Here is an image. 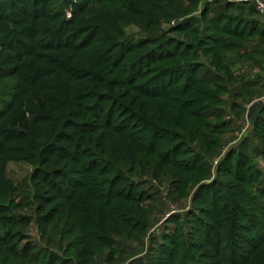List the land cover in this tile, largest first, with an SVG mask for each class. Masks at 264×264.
Segmentation results:
<instances>
[{"label": "trees", "instance_id": "obj_1", "mask_svg": "<svg viewBox=\"0 0 264 264\" xmlns=\"http://www.w3.org/2000/svg\"><path fill=\"white\" fill-rule=\"evenodd\" d=\"M252 65V4L0 0V264H264V106L225 140L264 89ZM137 174L188 208L151 230L166 203Z\"/></svg>", "mask_w": 264, "mask_h": 264}, {"label": "rangeland", "instance_id": "obj_2", "mask_svg": "<svg viewBox=\"0 0 264 264\" xmlns=\"http://www.w3.org/2000/svg\"><path fill=\"white\" fill-rule=\"evenodd\" d=\"M162 27L164 29L166 28L165 25ZM125 30H126L128 35H135L138 31L134 26H131V25L127 26L125 28ZM233 67L235 68V71L237 73H244L245 75H247L246 72L249 71V69L247 67H245L242 62H240L238 64L235 63V66H233ZM252 67L253 68L251 69V73H250L251 76H253L254 73H257V72L260 74H263L264 69L259 70L258 67H254L253 65H252ZM262 77H263V75H262ZM253 91L255 92V96L251 102H253L257 99H263L262 96L264 95V89L260 91V89L258 88V89H255ZM224 102L225 103L228 102L227 96H225ZM250 103L248 104V102H247L244 104V107L246 110H247V107L250 105ZM230 117H232V114L227 113L226 119H229ZM246 124H247V120H246V118H244V122H243V124L239 130L237 129L234 131H229V133L225 136V140H227L226 145H228L229 143H230L229 145H234V144L238 143L247 134L248 128L245 130V132L241 133V130L246 127ZM230 126L234 127L233 122L231 123ZM257 162H258V167L262 171H264V159L262 157H258ZM30 170H31L30 166H28L25 163H21V162H19V163L11 162L8 164V167H7L8 176L11 177L14 181H16L18 183L16 187L18 189L20 188L19 191L22 189L21 192L17 193L16 200L18 202L23 201L25 204L27 203V199L25 198L24 193H23V190L25 189V184L23 185V183L25 182V180L28 179V175L30 173ZM136 177H137L138 181H145L150 187L154 188L155 192L158 194V197L160 196V198H161V199L159 198L160 202L162 203V201L163 202L165 201V203H166L165 206H164V204L161 205V210L156 211V213H155V224L151 230H154L158 225L165 222L171 214L180 213L186 209L187 205L183 204V202H181L180 200H173L172 199L173 200L172 201L169 198V196H168L169 185L167 183H165L163 181L150 180L148 175L137 174ZM165 190L167 191V194L164 196ZM26 205H22L24 208L21 206L20 209L21 210L27 209ZM27 231L32 236L36 235V228L33 224L28 226Z\"/></svg>", "mask_w": 264, "mask_h": 264}, {"label": "built area", "instance_id": "obj_3", "mask_svg": "<svg viewBox=\"0 0 264 264\" xmlns=\"http://www.w3.org/2000/svg\"><path fill=\"white\" fill-rule=\"evenodd\" d=\"M209 1H212V0H209ZM216 1H219V2H222V3L228 2V3H233V4H252L256 14L260 17L262 23L264 24V0H216ZM262 75H263V79H264V71H263ZM262 98H263L262 100L264 101V95L262 96ZM247 128H249L248 121H247L246 127L241 130V133L245 132V130ZM216 164H217V161L214 160L213 161V165H216ZM14 182H15V184L17 183L16 181H14ZM166 194H167V191L165 190L164 191V196ZM187 208H188V206H186V209Z\"/></svg>", "mask_w": 264, "mask_h": 264}, {"label": "water", "instance_id": "obj_4", "mask_svg": "<svg viewBox=\"0 0 264 264\" xmlns=\"http://www.w3.org/2000/svg\"><path fill=\"white\" fill-rule=\"evenodd\" d=\"M263 106H264V101L262 99H257L251 102L250 105L247 107L246 119L251 126L255 123L259 111Z\"/></svg>", "mask_w": 264, "mask_h": 264}]
</instances>
